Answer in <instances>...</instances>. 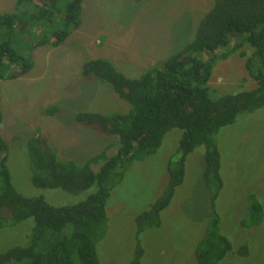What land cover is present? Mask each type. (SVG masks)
<instances>
[{
    "label": "rangeland",
    "instance_id": "obj_1",
    "mask_svg": "<svg viewBox=\"0 0 264 264\" xmlns=\"http://www.w3.org/2000/svg\"><path fill=\"white\" fill-rule=\"evenodd\" d=\"M16 3L0 0V13L14 11ZM214 4L215 0H84L81 25L61 46L33 49L35 39L31 34L24 36L22 53L31 55L34 68L16 80L1 82L0 135L10 145L8 163L17 190L29 197L44 195L56 207L76 204L90 195L94 189L70 195L60 189L35 188L27 159L29 141L41 137L57 155L77 164H85L105 149L108 157L114 156L118 138L79 124L76 115L111 116L126 113L131 106L111 84L85 78L84 66L107 61L129 79L159 70L195 41ZM26 8L24 4L21 9ZM39 32L40 37L45 33L39 29L32 34ZM15 47L19 49V44ZM244 49L256 52L248 45ZM256 87L239 53L216 62L209 83L213 99ZM181 136L178 129L168 133L160 150L134 163L112 193L107 204L108 231L98 244L101 264H130L137 247L135 219L163 194L168 161L176 157ZM216 139L225 184L216 207L221 232L233 244L223 264H264V220L249 232L241 225L249 220L251 195L264 207V108L240 114ZM205 156L201 146L188 157L185 181L162 213L161 227L141 235L142 264H198L197 247L211 216ZM31 224L33 220H28L0 230V255L16 243H25ZM244 246L249 251L246 257L238 253Z\"/></svg>",
    "mask_w": 264,
    "mask_h": 264
},
{
    "label": "trees",
    "instance_id": "obj_2",
    "mask_svg": "<svg viewBox=\"0 0 264 264\" xmlns=\"http://www.w3.org/2000/svg\"><path fill=\"white\" fill-rule=\"evenodd\" d=\"M83 2L17 0L14 11L0 13V125L1 82L16 80L34 68L31 55L22 53L24 36L31 34L35 39L33 49L61 46L72 30L80 27ZM24 4L27 8L22 10ZM39 29L45 31L41 37L40 32L32 34ZM15 44H19V49ZM246 45L256 52L244 49ZM231 53H239L245 60L246 70L257 87L213 99L209 83L214 66ZM83 75L111 84L131 106L128 112L111 116L76 115L79 124L116 136V150L118 146L119 149L112 157L105 149L85 164H77L61 158L41 137L30 140L26 151L35 188L60 189L70 195L94 189L76 204L56 207L44 195L29 197L17 190L8 163L10 145L0 135V230L33 220L25 243H16L2 253L0 264H101L98 244L108 231L107 204L112 193L134 163L155 155L168 133L175 129L182 136L176 157L168 161V183L163 194L135 219L137 247L130 264H142L145 251L140 237L148 229L161 227L162 213L185 181L188 157L201 146L206 149L204 181L210 192L211 216L196 257L198 264H223L233 252V244L221 232L216 207L225 185L216 138L240 114L264 108V0H215L195 41L161 69L140 79H129L101 60L85 65ZM250 197L249 220L247 224L245 220L241 222L248 232L264 220L262 203L255 195ZM238 253L246 257L248 247Z\"/></svg>",
    "mask_w": 264,
    "mask_h": 264
}]
</instances>
